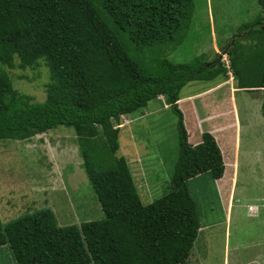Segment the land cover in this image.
<instances>
[{"label": "trees", "instance_id": "obj_1", "mask_svg": "<svg viewBox=\"0 0 264 264\" xmlns=\"http://www.w3.org/2000/svg\"><path fill=\"white\" fill-rule=\"evenodd\" d=\"M256 4L255 19L224 46L225 67L204 55L183 63L164 58L190 25L192 0H0V64L11 69L15 57L19 69L39 60L48 69L42 102L17 93L0 72V142L70 128L103 214L64 227L47 208L16 218L0 227V247L14 264L185 263L199 228L186 182L205 173L218 180L224 168L208 132L188 143L178 94L188 83L230 73L237 90L261 91L264 124V0ZM159 96L176 118L177 155L167 192L143 205L124 158L114 156L112 123ZM234 180L235 173L232 188Z\"/></svg>", "mask_w": 264, "mask_h": 264}, {"label": "rangeland", "instance_id": "obj_2", "mask_svg": "<svg viewBox=\"0 0 264 264\" xmlns=\"http://www.w3.org/2000/svg\"><path fill=\"white\" fill-rule=\"evenodd\" d=\"M193 12L189 27L183 39L165 57L172 63H183L192 57L204 55L206 61L216 57L227 67L224 46L230 41L237 27L255 19L259 13L256 0H192ZM11 69L0 64V72L9 79L11 87L32 102L45 99V86L48 83V69L42 60L31 68L19 69L17 58H13ZM224 82L235 87L230 74ZM231 81V82H230ZM209 82H191L178 94L183 96L191 88L199 90ZM227 85V84H226ZM228 86V85H227ZM236 89V88H234ZM227 90L222 89L208 98L222 108L229 104ZM234 109L239 116L250 120L249 135L242 134L240 164L235 174L233 188L228 183L226 192L216 187L209 174H201L186 182L190 197L195 203L198 215V231L190 250V256L199 264H262L264 249V126L261 121V91L232 92ZM207 99V100H208ZM163 100V99H162ZM196 102L195 113L202 117L201 105ZM180 107L184 108L183 102ZM193 114V112H192ZM195 115L196 117H198ZM142 116V109L130 115L119 117L112 123L117 129L118 148L114 156L125 162L131 148L136 145L156 153L163 158V173L159 177L160 186L150 200L157 199L168 190L169 178L176 159V118L171 110L162 108L157 114L146 118L143 125L134 124L133 136L126 132L129 119ZM186 121L188 113H185ZM237 119V118H236ZM191 131L192 128L186 124ZM97 141L103 142L99 132ZM132 147L126 148V143ZM232 176L227 173L222 180ZM236 183V185H235ZM231 188V189H230ZM232 193V197H229ZM262 207L256 210V201ZM231 200L228 223L224 211ZM237 200V203L234 200ZM145 200L142 204L145 205ZM248 206L258 211L257 219L247 212ZM47 208L55 217L57 226L76 225L87 221L103 219L98 202L88 184L82 163L78 156L75 138L70 128L56 127L41 135L24 141L4 140L0 142V227L3 228L16 218ZM227 223V225H226ZM0 264H14L7 246L0 247ZM190 264V261L189 263ZM193 264V263H191Z\"/></svg>", "mask_w": 264, "mask_h": 264}, {"label": "crops", "instance_id": "obj_3", "mask_svg": "<svg viewBox=\"0 0 264 264\" xmlns=\"http://www.w3.org/2000/svg\"><path fill=\"white\" fill-rule=\"evenodd\" d=\"M230 77L233 82L231 74ZM223 80L224 79L217 78L214 81L209 82L210 85L199 90L191 88L190 91H188L183 96V98L179 97L177 105L182 114L183 124L188 136V143L191 146L196 145L200 142V134L202 132H208L213 137L220 151L224 168L223 175L227 173H231L232 175H234V173H238L240 155L242 156V151L240 152L241 136L242 134L249 135L252 126L250 125V120L248 118H245L244 116H239L238 118L237 112V119L235 118L234 109L236 111V106L233 102L232 92H238L241 90L234 89L235 87H232L233 83L231 85L230 83H226ZM227 88L229 90L227 94L230 95L229 104H227V106H224V108H222L221 106H223L224 102L227 103V99L225 98L226 94L223 96V100L219 101L218 104L208 99L213 96L214 93L220 92L222 89L227 90ZM162 99L163 98L159 96L156 99L148 102L142 109V116L138 117L136 120L129 119L127 121L126 132L130 137L133 138L131 130L134 124L138 123L139 126L141 124L143 125V121L146 118L157 114L162 108L167 107L164 105ZM198 101L200 103L199 106L201 105L202 117H199L195 113L194 104L196 102L198 103ZM181 102H183L184 108L180 107ZM186 112L188 113L187 121L185 116ZM195 115H197L198 117H196ZM187 122L194 129L190 131L189 127L186 125ZM259 123L260 125H262V119L261 121H259ZM128 147H132V142H130L129 144L126 143V148ZM126 164L130 171L131 177L135 184L136 192L141 203L142 200L146 201L144 202L145 204L150 203L152 201L150 200L151 196L155 194L157 188L160 186L159 177L163 173V158H160L156 153L152 152L149 149H146L143 146L139 147L138 145H136L135 150L131 148L130 154L126 160ZM230 179H232V176L229 178V180L228 177H226L224 180L220 178L213 181L218 182L216 184V187L219 189V191L225 193L226 188H228V186L230 185ZM233 200L235 203H237V200ZM262 200V198H259L256 201V208L251 206H248L247 208V212L249 213V215H252L254 219H257L258 211H255L253 214H251V212L252 210H254V208L258 210L259 207H262L260 203ZM225 216L226 210L224 211V218ZM189 261L190 264H199L197 262V258L193 255H191V257H188L184 264H188Z\"/></svg>", "mask_w": 264, "mask_h": 264}]
</instances>
